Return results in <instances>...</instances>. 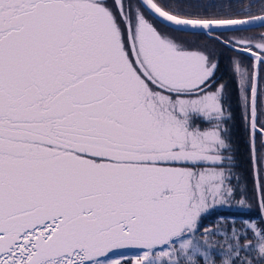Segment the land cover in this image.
I'll return each instance as SVG.
<instances>
[{
	"label": "snow or ice",
	"instance_id": "obj_1",
	"mask_svg": "<svg viewBox=\"0 0 264 264\" xmlns=\"http://www.w3.org/2000/svg\"><path fill=\"white\" fill-rule=\"evenodd\" d=\"M258 5L0 0V264H264V32L224 35ZM198 36L251 61L228 69L250 190Z\"/></svg>",
	"mask_w": 264,
	"mask_h": 264
},
{
	"label": "flooded vegetation",
	"instance_id": "obj_2",
	"mask_svg": "<svg viewBox=\"0 0 264 264\" xmlns=\"http://www.w3.org/2000/svg\"><path fill=\"white\" fill-rule=\"evenodd\" d=\"M257 32L261 33L264 32V28H257L255 29ZM248 32H226L224 35L227 37H242V36H247ZM200 37L205 38L204 36H198L197 39H200ZM214 42V40H211ZM216 45H206L205 48H207L209 51L213 52L219 59L220 62V70L217 72V81L218 83H224L226 85L225 87V102L224 106L226 111V116L228 112H231L232 115H237L239 116V109L237 106V90H236V85L232 80V74L228 71L229 66H230V61L232 58H237V59H243V63L245 65H250L251 61L248 59H244L238 52L232 51L223 45L219 43H214ZM242 133V132H241ZM240 152L242 156L244 157V160L247 158V151H246V145L244 143V134L242 135L240 139Z\"/></svg>",
	"mask_w": 264,
	"mask_h": 264
},
{
	"label": "rangeland",
	"instance_id": "obj_3",
	"mask_svg": "<svg viewBox=\"0 0 264 264\" xmlns=\"http://www.w3.org/2000/svg\"><path fill=\"white\" fill-rule=\"evenodd\" d=\"M133 2H136V0H133ZM199 2L202 3V4H215V5L219 6L221 4H227L229 2V0H199ZM245 2H247V0H245ZM258 8H259V5H258V0H257V8L253 9V11L254 12H258ZM215 10H219V9L217 8ZM255 29H257V28H255ZM255 29H252L251 31H248L247 36H256V35H259V32H257V30H255ZM187 39L195 40L196 43L199 46H201V47H205L206 45H212V44L213 45H216V44H214L215 42L213 43V41L207 39L206 37L205 38L200 37V39H197V37H187ZM232 117H233V115H232ZM232 120L233 119L228 120L226 126L228 128V137H229V139H230V141L232 143L233 150H234L233 154L235 155V160H236V164H237V168L235 169V171L240 175V184L243 186L245 184H243L242 175L238 171L239 170V167H238L239 166V162H237V152H235L236 151V146H237V141H236V139L234 137V131L235 130H231ZM216 210H221V211L225 210V211H227L225 217L228 218L229 221H231L232 218H235L237 220V222H239V220L241 219V216L239 215V213L237 212V210H236L235 207H233L231 209L230 208H217V209H215V211ZM211 212H210L212 214L211 217L213 218V211H211ZM258 212H259V209L257 207H253V209L251 210V212L248 213V216L252 217V219L257 220V222H258V217H259L258 216ZM244 218H247V216L244 217ZM202 223H203V220H202L200 226H202ZM203 225H204V227H202V228L200 227V232L197 233L198 236L200 235V233L203 232V230L205 228H211V227H208V226H211L213 224L206 223V224H203ZM126 253L128 255H131L132 254V251H128Z\"/></svg>",
	"mask_w": 264,
	"mask_h": 264
},
{
	"label": "trees",
	"instance_id": "obj_4",
	"mask_svg": "<svg viewBox=\"0 0 264 264\" xmlns=\"http://www.w3.org/2000/svg\"><path fill=\"white\" fill-rule=\"evenodd\" d=\"M215 43H217V42H215ZM232 119L233 120H232L231 130H235L234 131V137L237 141V146H236L235 152H237V162H239V166H238L239 170L238 171L242 175L243 184L247 185L248 189L250 190L251 189V177L249 175V164H248L247 158L244 160V157H243L244 155L242 156V154L240 152V142H241L240 139L244 133L242 130V126L240 124L239 116L233 115ZM249 195H250V192H249ZM211 213H209L208 215H206L205 218H203V223H202V226H200V227L201 228L204 227L203 224L211 223L213 225L208 226V227H211V229L216 230L217 226L219 225L221 230H223L224 225L221 224L220 217L221 216L225 217L227 211H225V210H223V211L213 210V218L211 217V215H212ZM259 221H260V217H258V223H259ZM237 227H239V223H237ZM213 240L214 241H221L222 237L217 235V236L213 237Z\"/></svg>",
	"mask_w": 264,
	"mask_h": 264
},
{
	"label": "water",
	"instance_id": "obj_5",
	"mask_svg": "<svg viewBox=\"0 0 264 264\" xmlns=\"http://www.w3.org/2000/svg\"><path fill=\"white\" fill-rule=\"evenodd\" d=\"M123 251L128 252L129 250H123ZM132 251H134V250H132Z\"/></svg>",
	"mask_w": 264,
	"mask_h": 264
}]
</instances>
